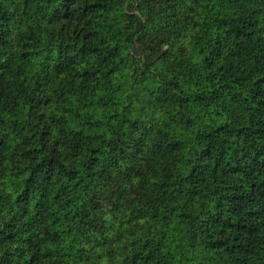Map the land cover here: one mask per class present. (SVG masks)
<instances>
[{
	"label": "trees",
	"instance_id": "obj_1",
	"mask_svg": "<svg viewBox=\"0 0 264 264\" xmlns=\"http://www.w3.org/2000/svg\"><path fill=\"white\" fill-rule=\"evenodd\" d=\"M0 264H264V0H0Z\"/></svg>",
	"mask_w": 264,
	"mask_h": 264
}]
</instances>
